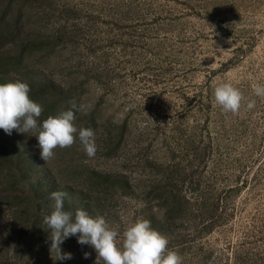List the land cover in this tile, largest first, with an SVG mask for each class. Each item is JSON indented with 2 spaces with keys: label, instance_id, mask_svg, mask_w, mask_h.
<instances>
[{
  "label": "rangeland",
  "instance_id": "rangeland-1",
  "mask_svg": "<svg viewBox=\"0 0 264 264\" xmlns=\"http://www.w3.org/2000/svg\"><path fill=\"white\" fill-rule=\"evenodd\" d=\"M18 22L5 41L16 33L37 55L50 43L30 71L70 92L77 128L82 116L97 120L94 157L77 137L43 162L63 176L84 164L124 174L131 194L103 214L118 240L161 214L146 195L168 180L184 213L161 234L182 264H264V97L253 91L264 85V0H35ZM0 52L12 55L8 44ZM220 82L242 93L237 113L214 103ZM75 243L61 263L95 264L94 249Z\"/></svg>",
  "mask_w": 264,
  "mask_h": 264
},
{
  "label": "trees",
  "instance_id": "trees-1",
  "mask_svg": "<svg viewBox=\"0 0 264 264\" xmlns=\"http://www.w3.org/2000/svg\"><path fill=\"white\" fill-rule=\"evenodd\" d=\"M33 2L35 0H0V48L8 44L12 52V55L0 52V83L20 81L28 84L30 98L43 108L38 118V124L42 125L49 116L55 117L70 109L75 112V108L70 92L62 96L59 86L49 87L47 80H42L28 66L29 60L35 62L51 51L49 49L53 46L50 43L37 55L28 51L26 42L16 33L9 42L5 41L9 37L5 34L17 29L18 20ZM11 14L14 16H9ZM78 122V129L93 130L97 124L94 116H82ZM124 129L125 126L119 125L113 126L111 130H117L112 136L117 137V147L124 141ZM109 134L112 135L111 132ZM25 135L16 130L8 135L0 129V220L3 222L0 264H47L48 260L52 264H62L56 260V251L50 250L51 230L43 224L41 214L42 210L47 213L52 210L54 201L50 194L54 191L66 193L63 198L66 211L74 214L77 209H82L95 218L103 216L111 199L129 195L131 191L126 185L124 174L97 172L88 169L85 164L83 167H71L74 169L72 171L68 169L69 176L61 175L65 173L64 169L55 173L41 159V150L35 143L36 139L31 137L33 133H28V139ZM110 141L112 143V139ZM117 147L107 148L106 157L114 154ZM151 189L146 197L149 201L156 200L162 212L157 216L147 214L144 219L150 221L153 229L167 234L172 223L182 219L183 203L172 194V189L169 190L168 180L157 186L154 194V186ZM76 241V236L67 238L60 246L61 254L65 247L76 245Z\"/></svg>",
  "mask_w": 264,
  "mask_h": 264
},
{
  "label": "clouds",
  "instance_id": "clouds-1",
  "mask_svg": "<svg viewBox=\"0 0 264 264\" xmlns=\"http://www.w3.org/2000/svg\"><path fill=\"white\" fill-rule=\"evenodd\" d=\"M30 86L25 82L0 83V129L11 135L33 133L38 140L41 159L45 162L54 157L56 148L71 147L77 139L83 146L86 155L91 158L97 152L95 133L91 128L78 129L73 110L49 116L38 124L42 106L30 96ZM256 96L264 97V85H255ZM214 103L225 113H237L243 100L242 93L232 84L220 82L213 87ZM253 103L248 107L252 108ZM75 108L76 106L73 105ZM80 110V109H77ZM147 114V113H146ZM66 193L54 191L50 198L54 201L52 210H42L43 224L50 229V250L56 251V260H70L72 253L61 254V244L69 237L76 236L81 246L88 245L97 254L95 264H182V257L176 250L168 247V238L151 227L145 219H138L127 226L118 240L119 233L111 228L103 216L91 217L87 211L77 209L75 213L66 211L64 197ZM91 254L84 252L88 259Z\"/></svg>",
  "mask_w": 264,
  "mask_h": 264
}]
</instances>
